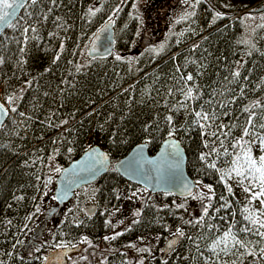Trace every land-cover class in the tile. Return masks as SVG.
<instances>
[{
    "label": "trees",
    "instance_id": "obj_1",
    "mask_svg": "<svg viewBox=\"0 0 264 264\" xmlns=\"http://www.w3.org/2000/svg\"><path fill=\"white\" fill-rule=\"evenodd\" d=\"M237 1L240 4H235L234 0H201L195 9L187 11L182 8V4H185L182 0H135L136 9L132 8L133 0H126L123 4L121 0H56L55 4L51 0H39L36 6L21 9L17 16V29L6 28L4 35L0 36V58L3 59L0 64V101L5 103V97L10 94L22 96L16 102L17 113L10 112L5 120V128L0 129V259H8L5 253L21 234L31 206L41 194L44 196V181L50 162L63 168L90 146L98 145L109 155L113 165L145 140L150 141L146 146L148 154L152 155L167 139L168 127L164 117L171 114L173 123L180 128L174 138L185 152L187 175L193 181L199 180L213 186L216 194L214 206L222 203L219 200L221 195L227 197L232 205L227 211L216 214L215 219L207 220L215 227L210 229L207 225L192 227L184 224L180 217L198 216H188L185 208L175 209L173 202L180 203L185 198L156 193L147 203L140 201V195L128 199L133 191L142 188L125 181L109 168L93 183L75 191V208L68 213L62 227L54 229L53 234L57 241H71L76 245L87 237L91 246L85 243V249H90L96 247L98 239L118 230L124 235L117 237L112 244L120 251L141 237L147 239L158 235L163 237L161 240H167L172 236L164 231L165 226L173 231L181 227L186 237L191 236L192 240L179 239L174 251L163 259L160 250V256L152 264H164L165 260L167 264H205L206 259L217 260L211 251L212 243L229 227L230 222H236L233 231L244 225L241 214L243 206L234 191L229 196L218 173L199 159L201 153L210 151L211 141L210 147L205 148L204 140L207 137L202 138L199 127H181L186 124L188 116L184 110L169 111V107L182 100L183 96L179 92L173 96L167 93L169 88L178 87L176 81L181 73L186 75L189 72L194 75L203 94L202 100L190 104L192 108L198 109L199 104L210 98L214 89L223 93L216 99L225 101L233 96L239 97L243 86L244 96L224 109L232 112V116L222 117L224 124L236 122L234 117H240L238 123L244 124V115L240 112L242 105L264 99V84L261 83L264 79V29L256 28L264 21L255 23L253 29L256 28V31L252 29L247 38L255 43L257 50L248 55L250 49L238 43L246 39L243 37L241 15L253 5L255 8L262 6L264 0ZM118 6L120 11L113 17L112 55L103 59H88L86 49L93 34ZM151 6L165 10L162 11L161 20H153L157 25H149L146 32L149 42L137 49L135 43L140 16ZM96 7L100 11L90 16L89 9ZM25 11L34 12L35 16L29 20ZM186 12H195V15L182 19ZM214 12L222 13L223 17L213 23ZM45 15L47 19H44ZM61 24L63 27L58 26ZM29 25L35 27L37 32L29 31L26 51L21 57L19 49L24 45L17 43V40H24L22 26ZM161 43L165 44V49L159 55L149 51ZM194 45L199 47L192 51ZM57 53L60 58L53 63ZM117 54L123 60L117 61ZM130 57L134 58L131 62ZM21 58L23 64L18 63ZM237 62L243 65L241 77L237 82L229 83L225 77H230V71L236 68ZM77 64L85 66L77 72ZM177 67L181 72L176 71ZM197 72L201 74L196 75ZM245 76L247 80H244ZM28 81L32 86L20 92ZM5 106L8 107L7 104ZM19 112L26 115L21 117ZM188 119L192 117L188 116ZM64 120L68 123L49 126L59 125ZM146 125H151L147 132L144 130ZM240 134L239 127L233 129V137ZM69 148L72 149L71 153L68 152ZM216 164L221 169L228 167L222 156L216 159ZM228 183L231 185L230 181ZM93 189H99L94 199L91 195ZM81 190H84L83 194H80ZM47 193L45 198L49 199L51 194L53 196V190ZM21 196L22 200L16 199ZM117 196L120 198L117 199ZM33 197L37 199L33 200ZM83 203L95 206L91 217L84 214ZM153 205H171L172 211L167 208L158 211ZM136 211L141 213L139 217L134 215ZM220 215L227 217L229 223L221 221ZM106 220L110 224L106 225ZM121 220L122 224L119 223ZM133 220L139 223L133 224ZM112 225L117 227L113 229ZM128 227L131 231H125ZM239 236L250 241L259 239L244 233H239ZM52 241L53 236L49 242ZM260 243L264 244V241ZM254 246L258 251L260 245ZM49 249L52 248L45 246L34 255L43 256ZM92 254L95 255V252ZM21 256V253H15L9 264L40 263L32 257L22 262ZM115 259L118 264H125L120 257ZM218 264H264V260L239 254H221Z\"/></svg>",
    "mask_w": 264,
    "mask_h": 264
},
{
    "label": "snow or ice",
    "instance_id": "obj_2",
    "mask_svg": "<svg viewBox=\"0 0 264 264\" xmlns=\"http://www.w3.org/2000/svg\"><path fill=\"white\" fill-rule=\"evenodd\" d=\"M126 0H121V4L125 3ZM185 4H189V0H183ZM39 3V0H0V36L4 35V29L11 28L16 30L18 27L17 21V12L20 9H27L29 7H34ZM52 4L56 3V0H51ZM201 0H194L193 3L190 4L191 7H195L199 5ZM230 5H225V7H229ZM137 4L135 0H133L132 8L136 9ZM50 11V10H49ZM100 11L99 7L94 9L90 8L88 14L90 16H94L97 12ZM120 11L119 6L113 12L112 15L108 17L106 21L105 27L102 31H108V25L114 23L113 17ZM195 15V12L184 14V18H191ZM25 16L30 20L35 16L34 12L25 11ZM223 14L220 12H214L213 15V23L217 18H222ZM260 20L264 21V13L260 14ZM44 19H47V16H44ZM243 19H255V17L248 13ZM59 20V18H57ZM27 23V21H25ZM59 27H63V25H58ZM256 28L264 29V23L259 24ZM256 28L253 29V32L256 31ZM31 31L32 33H36L37 29L35 27L22 26V35L24 36V40H17V43L23 44L24 46L20 47L19 52L21 57L26 51V45L28 41V33ZM97 39L99 38V34H93ZM183 35V33H181ZM35 38V37H33ZM238 43H243L250 50L247 53L248 55L252 54L253 50L256 49L255 43H253L249 39H242L238 41ZM95 42H93V46ZM63 43H61L60 48L63 50ZM199 47V45H194L192 51L195 48ZM165 49V44L161 43L158 47H153L149 49L155 55H159ZM111 55V52L109 53ZM264 54V53H262ZM60 58V54L57 53L53 63L56 62ZM103 58V57H101ZM115 59L117 61L123 60V57L120 55H115ZM134 59L132 57L129 58V62ZM175 59V57H173ZM3 63V59L0 58V64ZM19 64H23L24 60L21 58L18 61ZM192 63H196V61H192ZM85 65L77 64L76 70L80 71L82 67ZM243 65L240 62H237V66L234 70L230 71V77H225L229 83L237 82L241 77L240 69ZM47 71V70H46ZM176 71L179 73L181 69L177 67ZM200 72H197L196 75H200ZM248 77H244V80H247ZM264 84V79L261 81ZM178 85L177 88H169L167 95L173 96L175 92H179L180 95L183 96L182 100L177 101L175 105L169 107V111H176L178 109L184 110L188 116H191L192 119L189 120L188 116H186V124L181 127H199L201 130L202 138L207 137L204 140V147H211L208 153H201L199 159L206 164V167L215 170L219 175V180L224 184L226 191L229 196L233 195V188L228 183L229 180L235 179L237 184L243 186V191L248 194L247 203L241 210V214L243 216V221L245 222L242 227H239L237 231H233L236 228V222L232 221L227 227L226 230L222 232L212 243L211 251L217 257L215 261H209L206 259L205 264H218L219 257L221 254L224 255H236L239 256H253L258 257L261 260H264V244L260 242L264 241V99H256L251 101L248 104L242 105L240 112L241 115H244V124H239L238 121L240 117H234V121L229 124H224L222 122V117L232 116V112L225 111L230 105H234L237 103V100L244 96L245 88L242 86L240 88L239 97L233 96L230 100H217V96H222L223 93L218 90H213L210 94V98L203 103L199 104V108H192L190 104H194L196 101L203 99V94L201 88L196 84L194 75L189 72L186 75L181 73L178 80L176 81ZM32 86L31 81L26 82L25 88L20 89V92L25 91L27 88ZM127 91V89H125ZM22 99V96L10 94L5 97V103H0V129L5 128V118L9 116V113H17V104L16 102ZM8 105V107L5 106ZM167 106V105H166ZM246 114V115H245ZM19 116L24 117L26 114L23 112L18 113ZM91 115V113H90ZM31 119L30 117H28ZM164 120L167 123L168 131H167V139L164 142V146L161 149L160 154L157 157H145L143 155L145 146L150 143L149 140H145L144 144L138 146L135 151V154L128 160L121 161L119 166L111 165L109 155L104 152L98 151L96 148H92L86 150L87 157L83 162H78L73 165V172L76 168L83 169L88 172L89 175L95 179L98 173L101 171H106L109 168L114 170L123 169L125 173L129 176H137L145 181L152 178V174L155 173V181L157 184L165 186L164 191L165 195L172 194L173 190L177 187L182 189V195L187 193L185 196V200L189 197L192 199H199L201 202V214L192 217V218H184L180 217L183 220V223L186 225H190L192 227H196L197 225L204 227L207 225L210 229L215 227L214 225L208 224L207 220L215 219L216 214L220 213L222 210L227 211L232 207L230 201L224 195L219 197V200L222 203H219V206H214L213 200L215 197V191L212 185L203 184L201 181L197 180L189 183L187 180L178 177L174 173V169L179 168L182 163L181 157V149L180 142L175 140L177 132L180 131V128L173 123V116L171 114L166 115ZM219 122V123H218ZM15 123V121H14ZM22 123V122H21ZM68 123L67 120L61 121L59 125L50 124L49 126H62L63 124ZM239 127L241 130V134L238 137L232 136V131L234 128ZM151 125L145 126V131H149ZM214 138V139H213ZM228 142L227 144L225 142ZM56 141H53L55 143ZM218 142V143H217ZM259 147L261 155L255 156L253 154V149L255 147ZM222 150V151H221ZM55 151H58L55 150ZM68 152L71 153L72 149L69 148ZM225 158V162L228 164L227 168L221 169L217 167L216 159L220 157ZM230 157V159H228ZM49 159H53V157H49ZM50 171H54L57 174L68 175L69 172L67 169H62L60 167L51 168ZM40 177L37 176V180ZM245 181H247V185L245 186ZM51 183V176H49L48 180L44 181V187L47 188V185ZM71 183L65 185L64 189L61 193L52 196L53 200H61L68 195V192L71 191ZM99 189L92 190V198H95V193L98 192ZM138 191H133L128 199L131 197L138 196ZM143 191L147 192L148 188L145 187ZM47 191L44 192V196H47ZM43 197H41L42 199ZM120 197L117 196V199ZM142 199L141 197H138ZM17 200H22L23 197H16ZM36 197H33V200H36ZM259 200L260 207H250L254 201ZM147 203V201H145ZM175 209H184L186 207L184 202L176 203L173 202ZM153 207L157 208L158 211H163L165 208L172 211L171 205H163L157 206L153 205ZM40 206L37 205L35 209V213L28 215L25 219L27 221H31L36 213L40 212ZM118 210V209H117ZM211 210V212H210ZM55 212V208L51 210ZM73 210L70 208L68 212H72ZM51 214V213H49ZM102 215L104 213H101ZM67 215V213H65ZM89 217H91L92 213H86ZM136 217H139L141 213L136 211L134 213ZM235 216V213L232 214ZM207 218V219H206ZM219 219L224 221L225 223H229L227 217L220 215ZM83 221H79L82 223ZM106 225L110 224V221L106 220ZM120 224L123 223V220L119 221ZM133 224L139 223L138 220H133ZM8 224H11V221H8ZM28 227L27 223L24 225L26 229ZM113 229L117 227V225H112ZM23 230V229H22ZM125 231H131V228L128 227ZM165 232H170L171 236L174 239H170L168 242V249L170 251H174V246L177 241L181 238H187L188 240H192L191 236L186 237L185 231L181 227L175 228V230H171L169 226L164 227ZM219 231V228H217ZM239 233H244L245 235H253L258 237L257 241L245 240L239 236ZM124 235V232H114L112 236H105L104 239L106 241H111L117 239V237ZM141 242H143V237L139 238ZM156 239H160L159 236ZM80 243H89L87 237L82 238ZM23 241L17 239L13 243V248L16 247L17 244H22ZM71 245L72 248H76V244L71 241H57L55 238V234H53L52 242H45V245H33V249L35 253H40L42 248L47 246L51 247L55 252V260L48 255L40 256L33 255L32 259L39 261L40 264H62L61 261V250H65L63 252L64 256H67V249ZM250 245H253L250 247ZM254 245H260L259 250L257 251ZM91 246V244H90ZM126 247L135 249L139 254L147 253L149 255L152 254V250L149 246L138 247L136 243H129ZM197 249H199V245L197 244ZM242 250V251H241ZM31 252V250H30ZM123 254V253H122ZM6 255L11 256L12 253H6ZM23 262L25 257H20ZM86 259V257H83ZM0 264H4V261L0 260ZM125 264H128V261H125ZM135 264H144V258L141 256V259L136 261ZM164 264H167V261H164Z\"/></svg>",
    "mask_w": 264,
    "mask_h": 264
},
{
    "label": "rangeland",
    "instance_id": "obj_3",
    "mask_svg": "<svg viewBox=\"0 0 264 264\" xmlns=\"http://www.w3.org/2000/svg\"><path fill=\"white\" fill-rule=\"evenodd\" d=\"M235 4H240L239 1L234 0ZM154 5V4H153ZM156 6V5H154ZM153 6V7H154ZM254 6V5H253ZM251 6L250 8H248V10H254L257 9L255 7ZM182 8H184L185 10L189 11L192 9H195L196 6L193 8L190 6V4H182ZM143 10V9H142ZM165 10V8H164ZM164 10H158L155 8L148 7V9L145 12H142L140 10V12H142V15L140 16V27L138 30V35L136 37V48L140 49L143 45H145L146 43H148V35L146 34L147 29L149 28V25H152V23H154L155 19L161 20L162 17V11ZM153 15V17H152ZM246 16V14H242L241 15V22L243 23V37L244 38H248L251 35L252 29L255 25V23H260L262 22V20H260V18H257V15H253L255 17V19H243ZM160 17V18H159ZM155 25H157L156 23H154ZM253 154L255 156H259L261 155L260 149L259 147H255L253 149ZM54 167H58L53 161L49 163V167L47 168V173H46V180H48L49 176H51V183H49L47 185L46 191H52L54 189V182H55V178L58 175L57 173H55L54 171H50L51 168ZM45 180V181H46ZM231 183V186L233 188V191L235 192L236 197L239 199V201L241 202L242 206L244 207L245 204L247 203V199H248V194L245 193L243 191V186H240L237 184L236 180H229ZM247 181H245V186L247 185ZM82 188V187H81ZM79 188V189H81ZM139 189H136V191ZM84 190L80 191V194H83ZM156 194V193H155ZM138 195H140V197L142 196V199H140V201L142 202L144 201H148L150 200V198L152 197L153 194L149 193L148 191L145 192L142 190L138 191ZM41 197H43L41 199ZM50 199V200H49ZM45 198L43 196V194L40 195V197L34 202V204L31 206V210L29 212L28 215L35 213V209L36 206L39 205L40 206V212L36 213L33 217V219L31 221H25L24 225L27 223L28 227L25 229L24 225L22 226L21 230V234L18 236L17 239H19L20 241H23L22 244H17L15 248H13V246L11 247L10 250L6 251V253L11 252L12 255L11 256H7L8 259H4L3 257L0 259L2 261H4V264H9V261L14 257V254L17 252L21 253V255L27 259L31 258L34 255V249H33V245H45V242H49V240L52 238L53 233H54V229L56 227H62L63 221L64 219H66V216H68L69 212L68 210L71 208L72 210L75 208V196L69 200V202L66 204H62V205H58L53 199H52V194L50 195V197ZM83 202V201H82ZM186 205L184 212L188 215V216H192V215H199L202 211L201 209V202L199 199H192L191 197H189L187 200L183 201ZM86 205H91V203H83L82 204V210H84V207ZM250 207H255V208H259L260 207V203L259 200L254 201L253 204ZM55 208V212H52L51 210ZM51 213V214H49ZM65 213H67V215H65ZM113 232H119L118 230H115ZM114 235V233H111L109 235H105V236H112ZM101 237L100 239H98L99 243L96 244V249L100 250L101 253H95L91 254L92 257V264H104L105 263V259L106 256L104 255V252L106 251H110L111 248H108V245H110V243H112L113 240L111 241H106L104 239V237ZM158 235H154L151 236L147 239H144L143 242L139 240H136V244L138 247H145V246H149L152 250V254L149 255L147 253L144 254H139L135 249L126 247L124 248V250L132 251V255L133 257H135L138 261L141 259V257H138L139 255H143L146 258H150L152 256L153 259V263L156 261V257L160 256V250L163 247V243L166 241V239L164 238L163 240H161L163 237L159 236L160 239H156ZM171 237H168V239ZM15 242V241H14ZM83 250L86 251V245L85 243H81L79 244ZM116 248V247H115ZM113 248V249H115ZM31 250V252H30ZM81 250V248H80ZM77 253H74L72 256H68L66 257V264H70L72 262V264H80V260H83V257H85V254L82 253L83 250H81ZM115 250H118L117 248ZM82 253V254H80ZM77 256V257H76ZM127 256V254H126ZM129 256V255H128ZM130 257V256H129ZM105 258V259H104ZM104 259V262L103 260ZM84 261L86 262V264H91L89 263V260L84 259ZM135 261V262H136ZM145 261V260H144ZM135 262L133 260L128 259V264H135Z\"/></svg>",
    "mask_w": 264,
    "mask_h": 264
},
{
    "label": "water",
    "instance_id": "obj_4",
    "mask_svg": "<svg viewBox=\"0 0 264 264\" xmlns=\"http://www.w3.org/2000/svg\"><path fill=\"white\" fill-rule=\"evenodd\" d=\"M190 1H193V0H189V2ZM20 11H21V9L17 12V16H18ZM244 13L245 14L251 13L252 15H260L261 13H264V4L260 7H258L257 9L246 10V11H244ZM105 24H106V22L103 23V25L96 32L99 34V38L97 39L95 36H93L91 42L87 46L86 56L90 60L103 59V58L109 57L110 56L109 53L111 52V55H112V53L114 51L113 23L108 25V31H102V29L105 27ZM93 42H95L94 46H93ZM101 57H103V58H101ZM0 103H2V102L0 101ZM5 120H6V118H5ZM165 140L162 141V143L158 147L157 151L152 155L148 154L147 146H145L143 155L145 157H149V158L157 157L160 154L161 149L164 146ZM175 140H177V139H175ZM142 144H144V143H142ZM142 144H138V145L134 146L133 148H131L129 150V152L124 157H122L120 160L115 162L113 165L118 167L119 163L121 161H125V160L130 159L135 154V151L138 148V146H140ZM91 147L96 148L100 152H104L98 145H93ZM87 149H89V148H87ZM180 149H181L182 163L180 164L179 168L174 169L173 171H174L175 175L187 180L189 183L194 182L186 173V169H185L186 155H185V152H184L183 148L181 147V145H180ZM86 150L80 156H78L75 160H73L67 166L62 168V169L68 170V172H69L68 175L58 174L56 176L55 182H54L53 196L57 195L58 193H61L62 190L64 189L65 185L68 184L69 182H72L71 183V191L68 192V195L59 201L54 200L58 205H62L64 203H67L71 199L74 191L78 190L79 188H81L83 186H86V185L93 183L99 176H101L102 174H104L107 171V170L101 171L100 173L97 174L95 179H93L89 175L88 172H86L80 168H76L75 171L73 172V165L77 164L78 162H83L86 159V157H87ZM115 171L125 181H127L131 184L137 185L143 189L145 187H147L148 192L151 194H155V193L165 194V191H164L165 186H162V185H159L156 183L155 173L152 174L151 179H148L147 181H145V180H143L137 176H129L127 173H125V171L123 169H119V170H115ZM181 193H182V189L180 187H177L176 189L173 190L172 195L176 196L177 198H185V196H187V193H184L183 195ZM94 210H95V206L91 204V205H86L84 207L83 211H84V214L86 215V213H88V212H91L93 214ZM86 216H88V215H86ZM170 239H174V237L167 239L164 242L163 247L161 248L162 259L168 253H170V250L168 249V242ZM80 248H81L80 245H77L76 248L69 247L67 249V256L63 255V252L65 250H61L62 264H66V257H68L74 253L79 252ZM44 255H48V256L52 257L53 260H55L56 254H55L53 249L47 250L44 253Z\"/></svg>",
    "mask_w": 264,
    "mask_h": 264
},
{
    "label": "flooded vegetation",
    "instance_id": "obj_5",
    "mask_svg": "<svg viewBox=\"0 0 264 264\" xmlns=\"http://www.w3.org/2000/svg\"><path fill=\"white\" fill-rule=\"evenodd\" d=\"M74 193H75V191L73 192V195H72V197H71V199L74 197ZM70 199V200H71ZM69 202V201H68ZM67 202V203H68ZM66 203V204H67ZM108 248H111L110 249V251H106V252H104V251H102L103 253H104V255L106 256V259H105V263L104 264H118V260L117 259H115V258H119L120 257V259H121V262L123 263L124 261H128V259H130V260H133L134 262L137 260L135 257H133V255L131 254L132 253V251L131 250H129V251H126V250H124V249H121L120 251H118V250H115L116 248L114 247V245L112 244V243H110V245H108ZM113 248H115V249H113ZM90 249H92V250H90ZM90 249H86V251L84 250L82 253H84L85 254V257H86V259L87 260H89V263H91L92 264V257H91V254L93 253V252H97V253H101V251L100 250H97L96 248H90ZM81 250H83L82 249V247H81ZM80 250V251H81ZM91 251H93L92 253H91ZM46 252V251H45ZM82 253H80V254H82ZM123 253V254H122ZM126 254H127V256H126ZM130 257H129V256ZM44 256V255H43ZM141 256H143V255H139L138 257H141ZM143 258H144V260H145V264H152L153 263V259L155 258V256H154V258H152V256L150 257V258H146V257H144L143 256ZM104 259H102L103 260V262H104ZM156 259H157V257H156ZM115 260V261H114ZM80 264H86V262L84 261V259L82 260V262L80 263Z\"/></svg>",
    "mask_w": 264,
    "mask_h": 264
}]
</instances>
